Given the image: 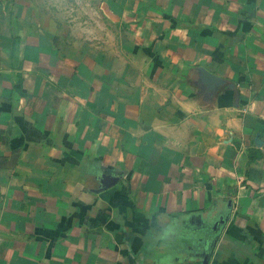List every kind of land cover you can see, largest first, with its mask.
Here are the masks:
<instances>
[{"label":"crops","instance_id":"1","mask_svg":"<svg viewBox=\"0 0 264 264\" xmlns=\"http://www.w3.org/2000/svg\"><path fill=\"white\" fill-rule=\"evenodd\" d=\"M264 264V0H0V264Z\"/></svg>","mask_w":264,"mask_h":264},{"label":"water","instance_id":"2","mask_svg":"<svg viewBox=\"0 0 264 264\" xmlns=\"http://www.w3.org/2000/svg\"><path fill=\"white\" fill-rule=\"evenodd\" d=\"M206 254L204 255V257H203V260H202V264H206Z\"/></svg>","mask_w":264,"mask_h":264},{"label":"rangeland","instance_id":"3","mask_svg":"<svg viewBox=\"0 0 264 264\" xmlns=\"http://www.w3.org/2000/svg\"><path fill=\"white\" fill-rule=\"evenodd\" d=\"M45 2H46V0H45Z\"/></svg>","mask_w":264,"mask_h":264}]
</instances>
